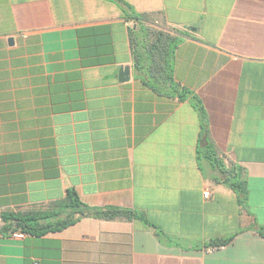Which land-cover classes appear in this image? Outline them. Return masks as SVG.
<instances>
[{
    "label": "crops",
    "instance_id": "1",
    "mask_svg": "<svg viewBox=\"0 0 264 264\" xmlns=\"http://www.w3.org/2000/svg\"><path fill=\"white\" fill-rule=\"evenodd\" d=\"M124 1L181 38L174 80L201 101L245 199L197 160L190 99L135 76L133 25L114 2L0 0V214L44 210L73 190L147 221L0 236V264H264V0Z\"/></svg>",
    "mask_w": 264,
    "mask_h": 264
},
{
    "label": "trees",
    "instance_id": "2",
    "mask_svg": "<svg viewBox=\"0 0 264 264\" xmlns=\"http://www.w3.org/2000/svg\"><path fill=\"white\" fill-rule=\"evenodd\" d=\"M114 2L124 18L133 27L129 28V39L132 51V66L135 76L143 85L150 87L159 95L177 97L183 101L187 98L198 113L200 122V140L196 151L198 161H206L213 171L212 180L221 182L231 188L239 197L245 199L244 182L241 170L237 167H226L218 157L213 144L208 138L206 113L201 101L174 80V53L181 38L157 28L154 24L156 14H140L124 0ZM83 218L103 221L141 220L147 223L143 214L136 211L113 206L92 207L82 203L73 190H67L66 196L47 209L22 212H6L0 214V236H9L18 230L24 234L42 236L47 233L61 231ZM264 237V227L259 228ZM229 239H214L207 246L218 248Z\"/></svg>",
    "mask_w": 264,
    "mask_h": 264
},
{
    "label": "built area",
    "instance_id": "3",
    "mask_svg": "<svg viewBox=\"0 0 264 264\" xmlns=\"http://www.w3.org/2000/svg\"><path fill=\"white\" fill-rule=\"evenodd\" d=\"M203 197H204L205 199L209 198V192H208V191H205V192L203 193ZM10 235H11L12 237H14V238H18V239L24 237V233H22L21 231H18V230L13 231Z\"/></svg>",
    "mask_w": 264,
    "mask_h": 264
},
{
    "label": "water",
    "instance_id": "4",
    "mask_svg": "<svg viewBox=\"0 0 264 264\" xmlns=\"http://www.w3.org/2000/svg\"><path fill=\"white\" fill-rule=\"evenodd\" d=\"M129 78V70L128 68H121L119 70V80L123 81V80H128Z\"/></svg>",
    "mask_w": 264,
    "mask_h": 264
}]
</instances>
